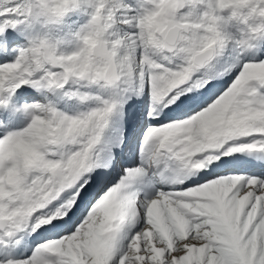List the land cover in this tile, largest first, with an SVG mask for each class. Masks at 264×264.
<instances>
[{
    "label": "snow or ice",
    "instance_id": "obj_1",
    "mask_svg": "<svg viewBox=\"0 0 264 264\" xmlns=\"http://www.w3.org/2000/svg\"><path fill=\"white\" fill-rule=\"evenodd\" d=\"M3 53L0 264H264V0H0Z\"/></svg>",
    "mask_w": 264,
    "mask_h": 264
},
{
    "label": "rangeland",
    "instance_id": "obj_2",
    "mask_svg": "<svg viewBox=\"0 0 264 264\" xmlns=\"http://www.w3.org/2000/svg\"><path fill=\"white\" fill-rule=\"evenodd\" d=\"M15 58V55L13 56V60ZM30 102L28 100H26L24 95L18 94L17 97L14 98V103L16 105V107H20L21 105H23L24 103ZM12 115H13V111H12ZM14 116V120H7L8 117H2L0 116V127L5 126L6 123H13V124H9L10 127L9 129L11 131H19L21 130L23 127H26L29 123H30V118H26V116L21 112V113H16ZM12 121V122H11ZM0 138H3V132L2 135L0 136Z\"/></svg>",
    "mask_w": 264,
    "mask_h": 264
},
{
    "label": "bare ground",
    "instance_id": "obj_3",
    "mask_svg": "<svg viewBox=\"0 0 264 264\" xmlns=\"http://www.w3.org/2000/svg\"><path fill=\"white\" fill-rule=\"evenodd\" d=\"M13 47H15V45H13ZM0 55H3V57H4V59L0 60V62L8 63V62H12L13 61V56L15 54L3 53V54H0ZM12 111H13V108H12V105L11 104H9L8 107H5V106L0 105V116H2V117H5V116L8 117V119H7L8 121L9 120H12V121L14 120V116L12 115ZM9 124H13V123H6V125L8 127H10ZM1 135H2V131H0V136Z\"/></svg>",
    "mask_w": 264,
    "mask_h": 264
},
{
    "label": "clouds",
    "instance_id": "obj_4",
    "mask_svg": "<svg viewBox=\"0 0 264 264\" xmlns=\"http://www.w3.org/2000/svg\"><path fill=\"white\" fill-rule=\"evenodd\" d=\"M53 39H55L57 44H63L64 43V39L62 37H54ZM41 147H46V146L41 145ZM18 149L22 153L23 161L25 163L34 162L35 157L31 153V151L23 144V142H21L18 145Z\"/></svg>",
    "mask_w": 264,
    "mask_h": 264
}]
</instances>
